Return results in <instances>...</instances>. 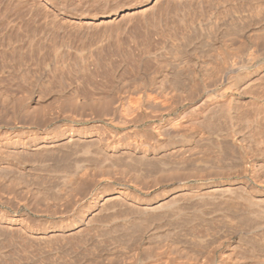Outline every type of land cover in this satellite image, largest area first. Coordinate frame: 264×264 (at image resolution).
<instances>
[{
	"label": "bare ground",
	"instance_id": "1",
	"mask_svg": "<svg viewBox=\"0 0 264 264\" xmlns=\"http://www.w3.org/2000/svg\"><path fill=\"white\" fill-rule=\"evenodd\" d=\"M43 1L50 4L49 0ZM65 2L58 0L57 5L61 7ZM136 6L131 4L119 10H109L91 16L89 20L114 18ZM60 14L64 15L63 11ZM212 21L207 20L204 26L212 28ZM245 24L241 31L237 28L241 39L238 45H229L227 38L224 43L221 38H215L225 29L222 31L220 25H214V34L210 30L215 40L209 43L211 50L201 48L202 53H184L191 58L192 64L185 68L188 69L186 85L180 86L183 88L180 91L166 92L158 85L159 89L153 86L156 89L151 91L152 95L147 90L150 86L141 89L142 83H138L132 91L129 89L132 93L129 98L114 96V103L105 111L109 112L102 116L103 123L92 121L88 125H70L53 132L41 127H23L0 134V170L13 165L30 172L35 169V164L20 161L22 154L32 157L75 147L77 150L72 151L76 155L82 154L83 164L76 173L73 172V177L69 174L72 179H68L74 189H81L79 186L84 180L89 185L88 188L82 184V188L87 187L85 192L81 189L83 194H78L79 189H71L73 206L70 215H52L54 218L47 215V218L32 221L21 215H0V233L4 229L20 232L28 241L30 239L29 242L32 240L36 246L38 244L46 260L53 261L52 264H264V152L259 149V159L254 158V151V154L251 152V144L257 136L253 134L254 130L259 133L258 122L264 121V49L258 53L254 51L257 48L253 50L242 42L247 39L254 42L252 37L264 21L249 26ZM193 39L191 43L187 41L191 51L199 46V40ZM178 54L161 49L153 59L163 57L177 67L186 60L177 57ZM163 69L157 72L159 75L154 83H162L158 80L169 75L171 69ZM180 104L186 107L178 112ZM250 107L253 116L248 113ZM206 140L234 146L236 150L232 159L236 163L226 165L225 161L223 165L212 167L205 162L206 166L200 167L197 160V165L193 166V160L192 167H189V163L183 161L189 165L187 167L183 163L166 162L172 157L182 160L183 156L192 155L194 142L198 145L199 141L206 143ZM260 141L263 142L259 139L258 145ZM216 146L213 147L216 149ZM86 148L91 149L89 154L88 150L84 151ZM85 152L88 159H83L87 157L83 156ZM213 152L211 154L215 155ZM218 153L221 155L220 151ZM150 160L162 163L155 166L156 162H153L155 167H148ZM142 161L150 163L142 164L144 167H131V170L130 166L127 167L129 163ZM219 161L220 158L216 163ZM103 181L105 185L99 187ZM113 182L117 183L113 185ZM64 197L61 195L59 199ZM40 221L44 222L43 225L37 224ZM0 236L2 238V234ZM68 238L74 241L75 252L64 254L61 263L54 262L55 256L66 250Z\"/></svg>",
	"mask_w": 264,
	"mask_h": 264
},
{
	"label": "rangeland",
	"instance_id": "2",
	"mask_svg": "<svg viewBox=\"0 0 264 264\" xmlns=\"http://www.w3.org/2000/svg\"><path fill=\"white\" fill-rule=\"evenodd\" d=\"M49 1L50 4L44 3L43 0H0V134H7L10 130L23 127H41L47 132H53L70 125H88L92 121L103 123L104 117L102 116L109 112V110L105 111L108 107L111 108L114 103L113 98H116L114 96L120 95L122 97L124 95L125 99L128 96L130 97L132 87L138 86V83L139 85L142 83L140 85L143 86L141 89L144 87L147 89L150 86V89H147L150 92L155 91L156 88L154 87L159 89L160 85L162 86L160 90L164 89L166 92L182 90L181 87L186 85L185 78L188 72V69L185 68L186 66L187 68L190 67L192 64L190 62L191 58L184 55V53H202L206 48H210L214 37L221 38L223 43L226 42L227 38L229 45H238L239 42L241 43L238 35L240 36V31L246 27H244L245 22L249 26L256 23V21L257 23L264 21V0H205L206 3L203 0H185V3L184 0H66L65 6L62 5L61 7L57 5L58 0ZM217 3H220V5ZM131 4L137 6L125 12H120L114 18H103L96 22L89 20L91 16L103 14L109 12V10H119L123 6ZM62 11L64 15L60 14ZM68 15L72 17H67ZM209 18L214 21L215 27L220 25L222 31L224 29L226 31L224 30L221 35L216 34L213 37L211 31L214 34L216 29L213 27V23L211 24L212 28L206 26L209 31L204 26L206 21L210 20ZM187 27L193 31V34ZM262 27L264 28V25L258 29L260 32L257 31L256 35L252 37L254 42L248 39L246 41L242 40L246 46L252 47V49L257 48L253 50L258 53L261 49L262 51L264 49V41H262L264 30H262ZM200 29L201 31H199ZM227 31L229 32L228 36ZM230 33L232 38L229 37ZM183 34L185 35L183 36ZM193 37L199 40V46L191 51L187 46V44L190 45L187 41L191 43ZM204 38L207 40H204ZM174 40L178 41V44ZM183 42L184 44H182ZM209 48L207 50H211ZM161 49L164 52L167 51V53H175L176 51V54L179 53L176 56L179 58L184 57L186 59L184 62L187 61V65L183 62L184 64H180L181 66L174 67L169 63V59L163 57L153 59V55L161 52ZM155 60L156 62H154ZM165 67L171 69H169L170 76L165 75L164 77L163 75L158 80H162V83H154V79L161 71L165 70L163 69ZM178 70L181 72H179L180 74ZM167 85L169 88H167ZM110 98L113 100H110ZM108 100L111 104L108 103ZM176 100L174 99V101ZM183 104L178 107V112L186 107ZM252 107L248 109L250 116H253L251 111L254 107ZM262 109L264 110L263 107ZM250 116L248 118L251 119ZM72 118H77V121H72ZM262 123L264 121L258 122L260 131H257L259 133L255 130L253 133L257 136L260 134L259 138L256 136V140L254 139L251 144L252 154H254V151L257 155H253L255 159H259V156L261 158V155H259L261 149L264 152V124ZM259 139L263 141H260L263 144L259 143L258 145ZM211 141L206 140V143L205 141H199L200 144L198 145L195 141L196 146L193 144V147H191V150L194 148L195 151L192 150L190 153L193 158L192 155H190L191 157L185 155L183 156L185 160H180V157L177 159L172 157L171 160L166 162L172 164L174 161L176 164L180 163L181 165L183 163V166L186 165L185 163H189L190 166L187 164V167H192L191 161L193 160L192 165H197L198 161L200 167L201 165L202 167L203 165L206 166L207 162L208 166L212 167H216L218 164V166L223 165L226 162V165L236 163V161H233L234 158L232 159V153L236 150L234 146L226 142H219V144ZM201 144L202 146H200ZM213 146H216V149ZM72 148L68 149L71 151L77 150V148L74 149L75 147ZM231 149L232 152H229ZM69 150L62 148V150H55L47 154L42 153V155L32 157H29L28 154H22L20 161L35 164V169L30 172L24 171L20 167H13V165L10 166L11 168L7 167L0 170V215H21L30 221L36 218L39 219V217L47 218V215H51L53 218L52 215H70L73 206V200H71L73 192H71V189L72 191L79 189H74L70 182L72 179L70 176L73 177V172L76 173L83 162L82 154L76 155L73 153L74 151L71 154ZM86 150H88V154L91 151L87 148L84 151ZM219 151L221 155L224 154V158L218 153ZM211 152L217 156L212 155ZM85 153L83 156L87 157H83V159H88L87 152ZM213 156L216 158H213ZM219 158L221 162L216 163ZM150 162L129 163L127 167L130 166L129 170H131V167H144L147 165L146 163H150L147 165L148 167L150 165L152 167L159 166L162 163L154 160H150ZM155 162L156 165L154 166ZM69 177L71 179H68ZM120 177L122 176L120 175ZM82 182L79 187L84 191L87 187L89 188V185L86 184L87 180ZM67 183L72 186L67 185ZM84 183L87 186L86 188H82L85 187ZM105 183L103 181L99 184V187L105 185ZM116 183L113 182V185ZM79 190L78 194H81L82 190ZM61 195H65V197L59 199ZM42 223L44 222H37L40 225H43ZM1 234L0 264H52L53 261L46 260L47 257L39 249L38 244L36 246V243L32 240L31 244L30 239L28 241V238L22 236L20 232L4 229L1 230ZM66 242L68 243L66 250L63 254L58 253L54 258V262L61 263L64 254L71 255L75 252L76 248L73 249L72 246L74 241L68 238Z\"/></svg>",
	"mask_w": 264,
	"mask_h": 264
}]
</instances>
